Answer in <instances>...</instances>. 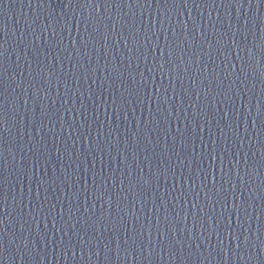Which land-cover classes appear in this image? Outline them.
Wrapping results in <instances>:
<instances>
[{
    "label": "water",
    "instance_id": "water-1",
    "mask_svg": "<svg viewBox=\"0 0 264 264\" xmlns=\"http://www.w3.org/2000/svg\"><path fill=\"white\" fill-rule=\"evenodd\" d=\"M264 200V0H0V253Z\"/></svg>",
    "mask_w": 264,
    "mask_h": 264
}]
</instances>
